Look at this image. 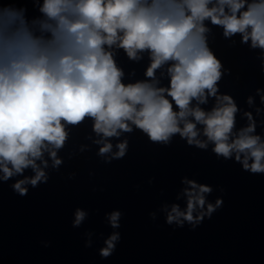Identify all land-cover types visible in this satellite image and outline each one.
Masks as SVG:
<instances>
[{
    "label": "clouds",
    "instance_id": "1",
    "mask_svg": "<svg viewBox=\"0 0 264 264\" xmlns=\"http://www.w3.org/2000/svg\"><path fill=\"white\" fill-rule=\"evenodd\" d=\"M26 12L17 0H0V180L23 176L31 167L33 176L12 185L19 195L28 194L25 185L47 181L45 152L58 167L65 124L78 125L86 117L101 137V156L112 151L108 138L134 125L153 142L168 143L175 134L201 149L211 142L217 156L264 174V138L256 134L258 124L264 126L257 120L264 108L257 107L255 115L244 111L247 124L236 128L241 109L232 96L219 93L222 65L207 45L204 23L222 27L226 38L239 33L242 43L264 50V0H43L39 12L46 19L39 21V35L33 30L37 21L30 22ZM113 46L130 59L148 50L145 75L153 83H122L123 73L106 50ZM169 61V85L156 87V70ZM256 95L264 105V89ZM209 97L215 105L205 111L201 105ZM247 103L253 105L252 96ZM127 146L126 140L118 143L113 157L122 158ZM181 182L185 206L172 204L165 222L195 229L222 201L207 202V184ZM74 216L72 227L78 228L87 212L77 208ZM120 217L119 211L106 214L113 229L120 227ZM119 239L118 232L109 235L99 255L111 256Z\"/></svg>",
    "mask_w": 264,
    "mask_h": 264
}]
</instances>
